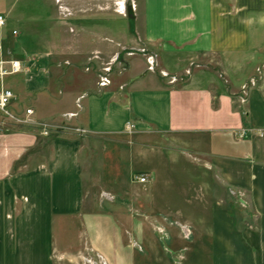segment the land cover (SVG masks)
Here are the masks:
<instances>
[{"label": "crops", "instance_id": "1", "mask_svg": "<svg viewBox=\"0 0 264 264\" xmlns=\"http://www.w3.org/2000/svg\"><path fill=\"white\" fill-rule=\"evenodd\" d=\"M51 1L35 8L34 0H0V45L12 50L18 25L35 17L44 18L46 27L49 18H59L60 29L66 12L74 17L73 41H42L21 63L32 73L57 71L59 63L90 66V82L75 97H82L78 127L87 136L44 141L34 155L36 138L0 135V264H50L55 244L67 239L72 249L64 252L71 254L83 238L111 264H129L131 248L121 246L115 219L122 218H114L115 209L127 210V224L133 216L159 224L165 218L190 226L195 237L208 225L207 238L218 240L220 250L264 264V0H127L139 11L129 10L131 39L122 49H142L185 67L215 58L230 86L204 72L169 85L144 73L137 53L126 62L121 84L103 90L97 74L114 62V1L72 0V11L66 9L69 0H58L57 7ZM29 7L33 14H26ZM255 78L262 82L249 87L246 99L239 97L240 86ZM34 81L29 91L17 90L47 91V78ZM27 151L25 169L11 174ZM121 170L122 184L98 187L100 173L113 177ZM141 177L146 183L139 184ZM99 207L110 211L98 215ZM244 215L255 231L240 227ZM136 220L134 237L143 247L138 255L152 256L155 236L149 226L139 227L145 220ZM169 233V240L176 239Z\"/></svg>", "mask_w": 264, "mask_h": 264}, {"label": "rangeland", "instance_id": "2", "mask_svg": "<svg viewBox=\"0 0 264 264\" xmlns=\"http://www.w3.org/2000/svg\"><path fill=\"white\" fill-rule=\"evenodd\" d=\"M57 1L58 0H52L51 4L56 5L57 7ZM113 1L115 10L113 40L115 44L113 49L114 62L112 64L109 63L108 65L101 66L102 70L97 74L99 76V80L97 81L99 89L103 90L107 87L109 88L111 84L116 86L120 85V79L122 78H120V76L128 72L126 62H133L135 60L134 58L137 57L135 56L137 53H139L144 59V65L141 66V70L144 71V73L158 74L161 78L166 80L169 85L183 84L188 80L192 73L204 72L213 76L226 87L230 86V81L218 71L215 58L209 57L204 63L191 64L185 67L184 64L181 65L183 62H176L175 65V62L172 61L173 59L170 60L169 58H163L158 60L157 55L150 57L152 55L148 56L142 49H127L131 39L128 29L132 22L131 20H127L129 17V10L131 12H134L135 10L137 13L139 7L137 8V4L136 8L135 6L129 7L127 4L129 1L127 0ZM43 3V0H34L33 2L35 8H41ZM66 9L67 11H72V0H69V2L66 3ZM34 12L35 10L33 7L26 8V14L30 15ZM69 14L70 13L66 12L67 17L65 18V21L63 20L64 18L62 20L60 18V23L64 21L66 24V31H64V28H59L61 25L59 24V18H49L51 21L48 27H46V22L42 17H35V22L32 21V23L27 26L19 24L17 27V37H15L13 41H10L12 50L5 49L4 51L12 54L15 59L20 61L22 59L30 60L34 51L41 49L44 41H51L53 43L54 41H59L64 36L67 37L68 41H73L75 36L72 27L74 17L69 16ZM47 30L52 31L50 34L53 35L50 38L47 37L49 35L46 33ZM13 33L16 35V32H12V36ZM124 46L127 48L122 49ZM128 50L132 54H130ZM152 60H154L153 65L151 64ZM159 61L161 64L163 61L166 64L160 65ZM170 62L174 64L172 65ZM55 66L57 71H49L48 69H45V71L40 70L37 73L35 72L36 74L34 72L32 73L25 67L23 73L26 74L25 77L19 75L5 80L6 88L13 92L15 100L12 102L9 109L10 117L0 113V135L21 134L36 138L37 142L38 140L39 142L33 149L34 155L40 153L43 146H45L44 141L56 138L74 140L81 137L85 138L87 136L86 132L78 127L84 120L85 114V110L82 108L83 106H80L83 104V101H81L82 97L78 99H75V97L78 93L82 92L85 85L87 86L89 84L93 71H90V66L79 67L72 63H59ZM163 66L167 67V70H165ZM107 69H109L108 72ZM262 71H264V67L262 68ZM259 72L258 68L253 73L258 77ZM101 77H107V81H101ZM42 78H47L49 82L47 91H39L38 94H35L37 93L36 91L33 94H26L24 90H17L18 87L21 86L29 91L28 89L33 84L32 82H35L34 79L37 82V80ZM80 78H82L83 81H79L78 79ZM255 79V82L258 84L262 82L257 81V78ZM110 80L113 81L111 82ZM250 81L251 80L246 83L244 82L240 86L239 97L246 99ZM102 82L103 84H101ZM72 101L74 105L72 104ZM29 108H33L34 111L32 123L26 122L24 119L25 117H23L24 111ZM68 110H71L69 114L64 112ZM76 120H78V122H76ZM26 155L28 156V151L13 164L11 174H15L19 169H25ZM124 174L125 173L122 170L117 172L113 177H103V173H100V175L97 176V180H99L98 187L110 188L114 183L122 184L125 181ZM87 186H89V184H87ZM158 187L161 188V186ZM99 197L103 201L107 199L104 194H100ZM90 211L92 212L93 210L91 209ZM106 211L109 212L110 210H106L104 207L96 209L98 215H104ZM115 212H117L118 215L114 216V218H122L120 220L118 218L115 219V229H117V234L122 238V245H120L124 248H131L130 251H128L129 254L131 253L128 259L129 264H237L235 263L237 258H234L232 251L229 250L228 252L225 249L220 250L218 240L207 238L208 236L206 234L209 231L208 225H203V233L198 234L195 237V235L191 233V228L188 225L178 223L171 225L165 218H162V221L164 222L159 224L154 223L156 221L148 216L136 218L132 215V218L135 221H137L136 219L141 221L145 220L139 227L146 229V227L149 226L153 232V236H155V241L151 238L153 240L151 243L153 242L152 244H154L152 248L153 251H151L152 256L147 255L145 257H140L138 254L142 253L143 247L135 239L136 237H134V234L136 235V227H138L136 226L137 224L135 221L128 224L127 222L125 223V217H127L126 209H115ZM241 219L240 227L243 228V230L255 231L256 226L253 224L250 216L244 215L243 217L241 216ZM99 220L104 221L102 218H99ZM169 232H171L173 236H176V239L169 240ZM78 242H81L80 247H78L75 252H71V254L64 252L72 249V247L68 248L71 243L67 241V239H63L60 246L59 244H55V248L53 246L51 250L50 264H111L98 248L91 245L87 239L83 238ZM227 252L229 256H226ZM116 259L119 260V262L121 260V258L118 257ZM237 260H241L243 264H262L259 261H256L255 257H250L249 255L238 257Z\"/></svg>", "mask_w": 264, "mask_h": 264}, {"label": "built area", "instance_id": "3", "mask_svg": "<svg viewBox=\"0 0 264 264\" xmlns=\"http://www.w3.org/2000/svg\"><path fill=\"white\" fill-rule=\"evenodd\" d=\"M5 26L4 19L0 17V28ZM15 35V33H13ZM151 64H154V60H152ZM25 71V66L21 63L20 60L15 59L14 56L10 53H6L3 50L2 45H0V113L10 117L9 109L11 107L12 102L15 100V96L11 90L6 88L5 80L8 78H14L18 75L23 74ZM109 69H107V72ZM107 81V77L102 78L101 81ZM103 84V82L101 83ZM255 80H251L248 87L252 88L255 86ZM34 111L32 109H26L24 111L23 117L28 123H32ZM140 184H144L146 182L145 177H141L137 179Z\"/></svg>", "mask_w": 264, "mask_h": 264}]
</instances>
